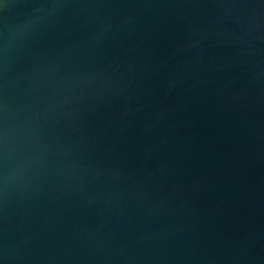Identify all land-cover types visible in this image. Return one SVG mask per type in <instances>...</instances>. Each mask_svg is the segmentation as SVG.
<instances>
[{"label":"water","instance_id":"1","mask_svg":"<svg viewBox=\"0 0 264 264\" xmlns=\"http://www.w3.org/2000/svg\"><path fill=\"white\" fill-rule=\"evenodd\" d=\"M0 264H264V0H0Z\"/></svg>","mask_w":264,"mask_h":264}]
</instances>
